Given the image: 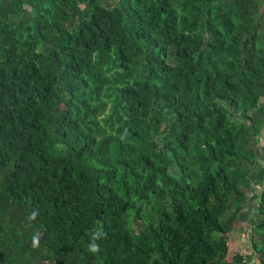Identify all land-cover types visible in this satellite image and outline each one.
Returning a JSON list of instances; mask_svg holds the SVG:
<instances>
[{"label":"trees","instance_id":"obj_1","mask_svg":"<svg viewBox=\"0 0 264 264\" xmlns=\"http://www.w3.org/2000/svg\"><path fill=\"white\" fill-rule=\"evenodd\" d=\"M263 180L264 0H0V264H264Z\"/></svg>","mask_w":264,"mask_h":264},{"label":"clouds","instance_id":"obj_2","mask_svg":"<svg viewBox=\"0 0 264 264\" xmlns=\"http://www.w3.org/2000/svg\"><path fill=\"white\" fill-rule=\"evenodd\" d=\"M34 215L35 214H33V218H34ZM97 237H96V234H94L93 235V240H95ZM38 245V240H36L35 238H34V240H33V246H37ZM89 250L91 251V252H93V253H95V252H98L99 251V246L96 244V243H91L90 245H89Z\"/></svg>","mask_w":264,"mask_h":264},{"label":"rangeland","instance_id":"obj_3","mask_svg":"<svg viewBox=\"0 0 264 264\" xmlns=\"http://www.w3.org/2000/svg\"><path fill=\"white\" fill-rule=\"evenodd\" d=\"M263 182H264V180H263ZM235 230L237 231V235H240V234H244L243 232H244V228H241V227H236L235 228ZM234 235H235V233H234ZM244 238V237H243ZM249 251V250H248ZM241 253H243L244 255H246L248 252L246 251V249H244V250H241ZM246 253V254H245ZM238 258L240 259V260H242V257H240V256H238Z\"/></svg>","mask_w":264,"mask_h":264}]
</instances>
